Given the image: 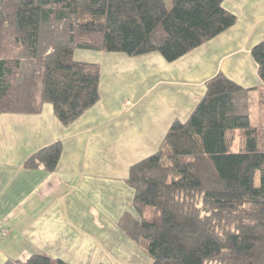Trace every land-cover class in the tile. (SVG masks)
<instances>
[{
  "label": "trees",
  "instance_id": "trees-1",
  "mask_svg": "<svg viewBox=\"0 0 264 264\" xmlns=\"http://www.w3.org/2000/svg\"><path fill=\"white\" fill-rule=\"evenodd\" d=\"M223 1L0 0V116L49 104L69 126L99 101L100 68L74 61L76 50L172 63L235 25ZM250 54L264 87V40ZM23 61L33 63L25 77ZM254 90L216 74L186 121L131 166L132 207L117 227L149 264H264V89L256 101ZM61 151L56 141L24 166L54 172ZM4 264L66 263L38 254Z\"/></svg>",
  "mask_w": 264,
  "mask_h": 264
},
{
  "label": "crops",
  "instance_id": "crops-1",
  "mask_svg": "<svg viewBox=\"0 0 264 264\" xmlns=\"http://www.w3.org/2000/svg\"><path fill=\"white\" fill-rule=\"evenodd\" d=\"M223 8L235 25L172 63L157 53H77V62L100 68L99 101L67 127L49 104L39 115L0 116V264L38 254L66 264H149L117 227L132 207L131 166L158 151L175 120L186 121L216 74L256 89L255 101L264 89L250 54L264 40V0H224ZM58 140L54 172L24 166Z\"/></svg>",
  "mask_w": 264,
  "mask_h": 264
},
{
  "label": "rangeland",
  "instance_id": "rangeland-1",
  "mask_svg": "<svg viewBox=\"0 0 264 264\" xmlns=\"http://www.w3.org/2000/svg\"><path fill=\"white\" fill-rule=\"evenodd\" d=\"M77 53H82L83 58L88 55H91L90 58L95 59V57L97 56L96 54H100V52H95V51H89V50H76L73 53V60H75V58L77 57ZM87 53V54H86ZM96 55V56H94ZM87 57V56H86ZM90 62V61H89ZM89 62H84V63H89ZM93 64V63H90ZM33 70V63L30 61H23L22 62V66H21V70H20V76L21 77H25L27 76L31 71ZM41 76H42V70L38 69L37 70V74H36V78H35V95L37 96L40 93V88H41ZM256 106V105H255ZM254 107L251 109V116H252V121L254 122V117L256 114V109L253 110ZM255 113V114H254ZM254 114V117H253ZM59 141V140H58ZM61 142V141H60Z\"/></svg>",
  "mask_w": 264,
  "mask_h": 264
},
{
  "label": "built area",
  "instance_id": "built-area-1",
  "mask_svg": "<svg viewBox=\"0 0 264 264\" xmlns=\"http://www.w3.org/2000/svg\"><path fill=\"white\" fill-rule=\"evenodd\" d=\"M2 235L3 236H6L7 235V231H4Z\"/></svg>",
  "mask_w": 264,
  "mask_h": 264
}]
</instances>
